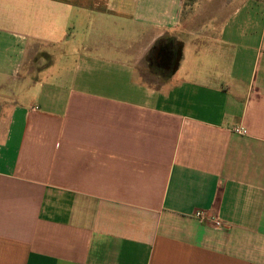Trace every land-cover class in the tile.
Returning a JSON list of instances; mask_svg holds the SVG:
<instances>
[{"label":"crops","instance_id":"0c3cea01","mask_svg":"<svg viewBox=\"0 0 264 264\" xmlns=\"http://www.w3.org/2000/svg\"><path fill=\"white\" fill-rule=\"evenodd\" d=\"M0 264H264V0H0Z\"/></svg>","mask_w":264,"mask_h":264},{"label":"built area","instance_id":"2783aa9c","mask_svg":"<svg viewBox=\"0 0 264 264\" xmlns=\"http://www.w3.org/2000/svg\"><path fill=\"white\" fill-rule=\"evenodd\" d=\"M237 132L241 133V134H244L245 133V130L240 128V129H237L236 130ZM195 216L197 219H199L200 221L202 222H206V221H210L212 222L213 224H215L216 226H221V222L216 219L214 216H211V215H208L206 212L204 211H198L195 213Z\"/></svg>","mask_w":264,"mask_h":264}]
</instances>
